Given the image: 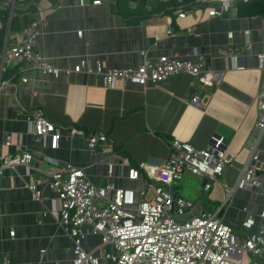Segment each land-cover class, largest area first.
I'll return each mask as SVG.
<instances>
[{
	"label": "crops",
	"instance_id": "0c3cea01",
	"mask_svg": "<svg viewBox=\"0 0 264 264\" xmlns=\"http://www.w3.org/2000/svg\"><path fill=\"white\" fill-rule=\"evenodd\" d=\"M207 3L16 0L13 11L9 0H0V156L29 150L45 160L41 169L23 165L0 177V262L74 264V240L55 213L60 208L57 193L40 184L44 198L36 200L28 184L71 165L83 169L97 186L112 182L136 190L139 200V191L148 182L145 165L165 163L174 141L206 149L217 134L225 137L234 165L214 181L210 192L204 191L205 179L188 171L177 177L176 190L196 202L203 199V209L222 206L221 215L242 237L259 231L264 224V192L237 189L236 185L243 169L252 164L249 144L264 161V132L256 130L264 95V60L260 57L264 56V18L241 15L236 1L211 16L209 10H222L223 4L221 0ZM164 5H177V10L166 14ZM40 14L44 20L36 49L61 69L59 76L28 63L5 65L13 33ZM166 55L203 59L205 69L221 75L219 83L200 88L192 75L180 73L146 86L118 81L107 88L101 75L66 74L82 57H88L93 66L100 62L104 72L136 68L145 59L154 61ZM194 96L202 97L200 104L191 102ZM36 110L78 133L67 137L69 129L64 128L66 137L57 148L50 140L46 145L39 142L29 114ZM95 132L106 133L108 141L91 150L88 138ZM9 137L10 147L4 144ZM130 167L140 169L143 177L131 180ZM229 189H234L230 197ZM249 215L255 218L250 229L243 225ZM101 244L98 234H89L83 241L86 250L96 251L100 264H114L103 254ZM107 249L114 250L110 245Z\"/></svg>",
	"mask_w": 264,
	"mask_h": 264
},
{
	"label": "built area",
	"instance_id": "2783aa9c",
	"mask_svg": "<svg viewBox=\"0 0 264 264\" xmlns=\"http://www.w3.org/2000/svg\"><path fill=\"white\" fill-rule=\"evenodd\" d=\"M221 1L222 10L210 9L209 15L216 16L228 10L235 0ZM9 2L14 11L16 0ZM43 20L44 16L40 14L13 33V44L6 50L5 65L28 63L44 73L55 76L61 74V69L53 66L36 49ZM169 33H172L171 29ZM79 34L82 35L83 31ZM260 57L263 61L264 56ZM72 71L101 75L103 85L107 88L114 87L118 81L146 86L180 73H188L194 77L198 87L208 89L219 83L221 77L219 73L205 69L203 59L192 60L178 55H166L154 61L145 59L136 68L109 69L104 72L100 62L93 66L88 57H82L74 70H67L66 74ZM23 80L28 81V78ZM201 100L202 97L194 96L191 102L200 104ZM29 114L33 133L45 145L50 140V145L57 148L60 140L66 137L64 128L69 129L67 137L78 133L74 127L56 125L43 111H31ZM256 130L264 132V95L261 97ZM88 140L90 149L95 150L100 143L108 141V136L104 132H95L90 134ZM4 144L10 147L11 138ZM249 145L252 164L243 169L236 188L261 189L264 192V161L260 159L255 146ZM225 147L226 139L220 134L212 137L211 145L206 149H199L188 142L174 141L165 163L144 166L148 182L139 191V200L136 190L125 189L112 182L97 186L83 169L71 165L28 186L36 200L44 198L38 189L40 184L47 185L57 193L60 208L55 213L66 233L74 240V264L101 263L96 251H88L83 246L89 234L102 236L100 248L114 264H264V224L256 234L242 237L221 215L222 206L202 208L198 215L194 214L185 221L177 220V217L193 213L197 203L177 192V177L186 171L202 177L205 179L204 191L210 192L214 181L235 163V157ZM23 165L41 169L45 160L29 150L0 156V177L6 170ZM109 175H113L112 165ZM128 177L138 180L143 177V173L138 168L130 167ZM228 193L230 197L234 189H229ZM261 216L264 218V211ZM254 224V216L249 215L243 225L250 229ZM14 236L15 231L11 232V237ZM109 245L114 248L113 251L107 249ZM0 264L11 263L4 260Z\"/></svg>",
	"mask_w": 264,
	"mask_h": 264
},
{
	"label": "trees",
	"instance_id": "16d2710c",
	"mask_svg": "<svg viewBox=\"0 0 264 264\" xmlns=\"http://www.w3.org/2000/svg\"><path fill=\"white\" fill-rule=\"evenodd\" d=\"M209 0H201L203 5H207ZM239 13L243 16H261L264 18V0H235ZM177 5H164L162 12L173 14ZM14 65V64H13ZM223 213V212H222Z\"/></svg>",
	"mask_w": 264,
	"mask_h": 264
},
{
	"label": "water",
	"instance_id": "95a60500",
	"mask_svg": "<svg viewBox=\"0 0 264 264\" xmlns=\"http://www.w3.org/2000/svg\"><path fill=\"white\" fill-rule=\"evenodd\" d=\"M202 205H203V199L199 200L196 203V207H195V210H194L193 213L185 215V216H182V217H177V220L178 221H185V220L191 218L192 215H194V214L198 215L200 213V211H201Z\"/></svg>",
	"mask_w": 264,
	"mask_h": 264
}]
</instances>
